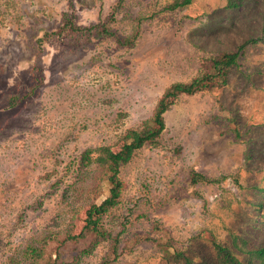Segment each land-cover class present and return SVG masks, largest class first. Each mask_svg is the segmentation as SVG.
I'll return each mask as SVG.
<instances>
[{"label":"rangeland","instance_id":"obj_1","mask_svg":"<svg viewBox=\"0 0 264 264\" xmlns=\"http://www.w3.org/2000/svg\"><path fill=\"white\" fill-rule=\"evenodd\" d=\"M173 2L0 0V264H230L217 245L261 264L264 44L249 40L264 0ZM243 44L223 84L179 95L159 142L121 166L111 236L73 239L111 187L84 151H118L167 87Z\"/></svg>","mask_w":264,"mask_h":264},{"label":"trees","instance_id":"obj_2","mask_svg":"<svg viewBox=\"0 0 264 264\" xmlns=\"http://www.w3.org/2000/svg\"><path fill=\"white\" fill-rule=\"evenodd\" d=\"M191 0H174L169 5L170 9L183 7L190 4ZM229 6H237V0H229ZM76 29L75 25H70ZM101 28L107 30V24L102 23ZM250 43L264 44V22L262 34L259 37L251 38ZM245 48V44L239 46L237 51H226L213 60V72L205 73L202 76L194 77L188 82H174L166 88L165 92L158 100L152 116L144 122L141 128H129L123 135V146L118 151H113L111 148L101 146L96 149L90 148L84 151L82 161L89 164L92 161V153L98 152L96 161L103 167L107 173L111 183L109 195L100 203L93 202L86 214L85 223L79 233L72 235L76 241L92 235L93 243L89 251H91L97 242L111 236V233L104 227L102 221L103 216L115 205L118 204L122 189V180L120 178V168L123 164L129 162L134 153L143 147L145 144H157L160 135L165 128L164 113L172 106L176 98L181 94H194L204 89H210L214 86L223 84L225 77L232 65L237 64L240 50ZM84 163V164H85ZM96 242V243H95ZM225 262L230 264H242L239 262L227 248L217 245ZM253 252L260 259L261 264H264V246L259 247Z\"/></svg>","mask_w":264,"mask_h":264}]
</instances>
